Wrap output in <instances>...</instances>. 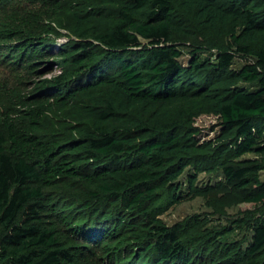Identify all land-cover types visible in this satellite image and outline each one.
I'll use <instances>...</instances> for the list:
<instances>
[{
    "label": "trees",
    "instance_id": "trees-1",
    "mask_svg": "<svg viewBox=\"0 0 264 264\" xmlns=\"http://www.w3.org/2000/svg\"><path fill=\"white\" fill-rule=\"evenodd\" d=\"M0 40L41 77L0 99V264H264V0H27ZM202 172L261 208L245 246L161 218Z\"/></svg>",
    "mask_w": 264,
    "mask_h": 264
},
{
    "label": "rangeland",
    "instance_id": "rangeland-1",
    "mask_svg": "<svg viewBox=\"0 0 264 264\" xmlns=\"http://www.w3.org/2000/svg\"><path fill=\"white\" fill-rule=\"evenodd\" d=\"M27 0H0V14L4 12L9 6H20L21 3ZM29 4V3H28ZM30 4L28 5V8ZM61 34L57 39L60 43L68 41L69 35L65 30H61ZM187 41L201 42L199 37H186ZM11 43L0 40V99L11 91H23L32 88L33 82L40 78L37 75H29L26 70L12 67L9 64V59L3 58L4 54L9 53V45ZM11 52V51H10ZM9 55H14L13 52ZM16 61V59H13ZM243 64V60L236 58L233 67L238 68ZM56 71L50 74H45L49 77L55 74ZM43 78V77H42ZM217 123V117L212 114H202L196 118L195 124L202 130V133L212 134L214 125ZM246 157H253V153H248ZM221 175L218 173H199L195 185L197 188L210 189L204 191L200 195L192 196L191 198L180 202L168 208L161 216L167 225H173L178 222H183L192 215H202L208 217L210 220L207 223L208 229L214 230L222 225H228L231 221L237 222L240 226L233 232L227 234L221 240L223 242L240 241L245 246L252 237V231L249 228V222L255 216L261 214V208L253 206V204L240 202V197L233 190L224 186L215 187V183L221 180ZM260 178L264 179V171L261 172Z\"/></svg>",
    "mask_w": 264,
    "mask_h": 264
}]
</instances>
